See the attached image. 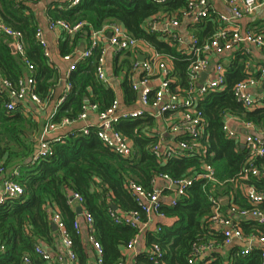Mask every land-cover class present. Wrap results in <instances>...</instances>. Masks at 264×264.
Wrapping results in <instances>:
<instances>
[{
	"label": "trees",
	"instance_id": "16d2710c",
	"mask_svg": "<svg viewBox=\"0 0 264 264\" xmlns=\"http://www.w3.org/2000/svg\"><path fill=\"white\" fill-rule=\"evenodd\" d=\"M38 1L0 0V19L5 25L22 33L26 56L33 64L31 74L35 81V91L42 101H49L58 76L35 39L39 24L34 4ZM187 1L79 0L73 6H66V2L64 7H49L47 15L70 24L83 23L72 37L65 36L62 40L59 47L61 54L74 51L79 39L89 37L92 30L119 22L139 43L155 49L174 77L171 87L178 86L183 90L190 85L187 69L193 57L161 31L150 30L148 23L159 12L175 13L180 17ZM194 27L199 43H202L217 30L218 23L211 16ZM9 41L0 32V76L16 84L28 71L19 55L12 52ZM138 52L140 50L136 46L134 50L125 52L118 64L117 60L114 63V73L124 74L121 89L125 104H131L137 98L138 92L131 86L130 69ZM99 54V49H93L90 57L80 60L76 68L69 72L70 90L58 105L53 122L58 123L63 117H76L85 102L97 104L101 111L115 99L114 90L97 78L96 61ZM146 57L151 58L152 55ZM249 60L248 53L242 50L233 52L228 62L223 64L225 87L209 91L198 100V107L202 109L207 123L201 138V143L205 145L204 155L198 152L165 161L157 160L149 148L155 143V138L147 137L145 132L152 121L139 117L117 125L118 130L133 140L135 154L130 157L120 156L109 149L92 129L88 134L67 133L61 142L55 143L52 155L35 164L27 163L26 159L35 151L36 142L32 137L38 130L39 123L30 113L28 116L24 115L18 105L13 111L5 112L4 104L8 101V96L0 93V166L6 169L4 176H10L9 169L20 165L19 175L12 178L23 188L19 198L0 203V243L5 248L0 252V264H21L25 254L31 256L34 264H47L34 253V246L39 239L51 242L54 238L47 211V207L52 205H56L63 214L80 263L86 260V243L73 228L74 213L66 202L69 191L83 196L85 209L93 218V233L103 251L102 264H114L121 260L118 258L119 247L126 245L136 233V229L131 226L114 223L109 211L112 205L123 210L139 209L131 193L130 182L151 191L153 181L161 178V175L181 179L193 176L201 170L203 163H209L215 169L217 182L202 178L194 180L175 205L165 204L161 207L165 217L171 222L162 223L159 231L146 234L149 244L157 243L163 250L160 264H200L199 259L194 263L189 262L193 245L209 239L221 243L224 239L222 232L213 231L207 222L211 212L208 195L211 193L222 197L232 193V200L240 207H250L241 195L240 188L229 181L239 178L247 151L235 139L227 138L222 131L225 113L236 115L256 126L264 125V106L248 109L237 102L233 95L234 84L248 76L246 70ZM28 129L34 133H29ZM188 138L186 134H179L177 140ZM258 162L264 164V156ZM245 182L264 187V179L249 177ZM238 222L246 234L264 233V224L253 219L244 218ZM211 258L212 261L208 264L261 262L259 248L254 247L249 253L242 254L240 245L228 248L226 255L213 252ZM145 260L146 264H154L148 257Z\"/></svg>",
	"mask_w": 264,
	"mask_h": 264
},
{
	"label": "built area",
	"instance_id": "2783aa9c",
	"mask_svg": "<svg viewBox=\"0 0 264 264\" xmlns=\"http://www.w3.org/2000/svg\"><path fill=\"white\" fill-rule=\"evenodd\" d=\"M153 1L165 2L168 0ZM226 1L229 9L228 14L217 13L214 15V10L207 0H188L185 8L181 10L180 17L175 13L159 12L154 14L148 23L150 30L161 31V33L175 40L180 46L184 42L183 37L178 32L182 18H189L194 25L212 15L217 21V30L207 41L199 43L195 33L189 34L186 38L189 54L193 57L187 69L189 88L181 90L178 86L171 87L174 77L170 75L167 63L161 60L160 55L155 52L151 58H145L143 61L136 58L132 62L130 69L131 86L133 90L139 92V102L142 107L134 109L122 108L119 100L115 98L106 109L100 111L97 104L85 102L76 117H63L58 123H55L52 121L53 115L58 105L62 102L64 95L70 90L69 72L76 68L80 60L90 57L93 49H99L100 54L96 61V75L104 84L110 85L109 78L105 72V53L107 50L112 49L115 54H118L121 51L134 50L138 44V40L132 37L119 22H113L101 29L92 30L88 45L83 51L63 55V59L70 61L68 74L66 75L67 89L55 104L47 122L43 124L37 139V149L30 156L29 163L35 164L43 158L52 155L55 143L61 142L67 133L88 134L92 129L109 149L120 156L130 157L133 154L131 143L117 129L116 125L122 120L143 117L147 114L145 108L155 110L154 116L168 113L172 121L169 130L174 133L186 134L189 137L188 139H178L174 145H164L162 132L156 131L150 134V136L156 137V142L151 146V152L157 160L165 161L172 157L188 156L198 152L204 155L205 145L201 143V138H203L207 123L202 109L198 107V100L209 91L225 87V67L221 62L215 63L212 78L200 82L201 73L209 66V55L214 53L217 56H221L236 47H240L242 44L264 48V33L256 32L252 29L241 30L237 22L244 15L250 14L257 7L264 5V0ZM78 2L79 0H68L67 6H73ZM82 25V22L70 24L63 19L54 17H49L48 19L49 29H62L68 34H75L81 29ZM107 31L111 33L110 36H107ZM0 32L10 39V46L15 50V53L19 54L26 71H28L27 75L20 77L16 84L0 76V93H5L8 96V101L4 104L5 112L13 111L25 98L42 108L43 101L35 91V81L31 74L33 64L25 54L22 33L5 25L1 19ZM35 39L42 47L44 55L48 58L47 43L39 28L35 32ZM244 51L246 52L245 49ZM263 77L264 68L259 70L257 77L249 76L237 81L233 86V95L236 101L248 109L253 108L260 102L264 103V90H261L262 92L255 97L251 93V88L260 84ZM90 110L97 112V122L93 126L85 122ZM232 117L233 115L230 113L223 115L222 131L227 138L237 140L236 131L229 125ZM80 121L84 122L80 127H72L66 133L52 134L58 128H68ZM243 126L247 132L243 136L242 144L247 151V156L239 173V178L229 181L239 185L242 195L248 201L250 207H240L236 202L231 201L226 208H223L221 199L210 193L208 199L211 212L207 217V222L212 229H221L224 236L222 245L232 242L233 239H239L247 243V246L242 249L243 254L249 253L254 247L259 248L260 264H264V233L252 232L246 234L238 222L240 219L250 218L259 224H264V187L260 188L245 182L249 177L264 179V164L258 162V159L264 156V125L256 126L252 122L245 121ZM5 173V167L0 166V174L2 175L0 178V203L7 199L19 198L23 193L22 186L13 178L4 176ZM10 174L12 177L19 175L18 167H15ZM161 178L166 180L169 189H173L168 201L163 202L159 189L153 188L151 191H147L141 185L130 182L131 193L139 209L121 211L111 208L109 210L113 222L125 224L136 229L135 235L126 244L127 249H132L135 246L138 242L140 231L146 227L151 217L155 216L165 219V214L161 207L165 204L175 205L194 180L202 178L206 181L217 182L215 169L209 163H203L201 170L193 176L172 179L167 175H161ZM237 179H242V181ZM66 202L68 205L81 206V212L77 213L73 221V228L77 234H81L80 218L84 220L88 234L87 239L96 253V263H102V246L94 236L93 218L83 207V196L80 193L70 191L66 194ZM50 220L56 226L64 255L70 262H74L76 253L73 249V241L61 213L57 210L52 211ZM160 229L158 225L156 230L159 231ZM213 245L214 240L212 239L199 244L195 243L189 262L193 263L202 251L213 248ZM4 249V245L0 243V252L4 251ZM34 253L43 260L50 261L49 252L45 251L38 243L34 246ZM162 255L163 250L159 244L153 243L147 257L154 264H160ZM58 257L61 260L63 259V256ZM21 264H34V262L29 254H25L22 257ZM114 264H124V262L119 260Z\"/></svg>",
	"mask_w": 264,
	"mask_h": 264
},
{
	"label": "crops",
	"instance_id": "0c3cea01",
	"mask_svg": "<svg viewBox=\"0 0 264 264\" xmlns=\"http://www.w3.org/2000/svg\"><path fill=\"white\" fill-rule=\"evenodd\" d=\"M207 1L210 4V6L212 7V9L214 10V15L217 13L228 14L229 9H228V4H227L226 0H207ZM66 2L68 5V0H39L36 4H34L35 11L37 12L36 14H37V19H38V24H39L38 28L41 29V31L43 33V37L47 43V48L49 51L48 59H49L50 65L54 67V69L57 72V76H58V78L54 81L55 84L51 90V99H49V101L44 100L42 108L40 106H37L36 104L32 103L28 98H25L20 103V105H18L20 108V111L24 115L28 116L30 113L31 114L30 116L37 123H39L38 130L35 132L34 137H32V139L34 138V140L36 142L35 151L37 149V139H38V136L41 132L43 124L45 122H47L50 114L54 110L55 104L57 103L59 98L65 93V91L67 89L66 75L68 74V67L70 65V61L63 59L64 54L60 53L59 47H60L62 40L65 38V36L72 37L74 34H68L67 32H65L62 29H54V30L49 29V27H48L49 16L47 15V9L49 7H51V8L64 7L66 5L65 4ZM237 22H238L241 30L252 29L256 32L260 31L261 33H264V5L257 7L252 13L244 15ZM195 25L193 23H191L189 18L184 17L181 19L180 26L178 28L179 34L184 39V42L181 43L179 47L181 49H184V51L187 54H189V47H188V43H187L186 38L188 37L189 34L194 33V30H195L194 26ZM107 36H108V33H107ZM89 38H90V36L89 37L88 36L81 37L78 41V46L76 47V49L70 53H73L76 51H81L80 47L85 48L88 45ZM137 46H138V49L140 50V52L135 54V59L140 54L143 55L144 59H145V58H147L146 56L152 55L155 53V49L152 48L151 46H147L146 44H141L138 42ZM10 48H12V47L10 46ZM244 49L246 50V52L244 51ZM24 50H25V44H24ZM238 50H242L245 53H248L250 55V60L247 63V70H246L248 73L247 77H249V76L257 77L259 75V70L264 68V48H258V47H255L253 45L242 44V45H240V47H236L232 51L225 53L224 55H221V56H217L214 53L210 54L209 55V66L204 71L205 74L203 76L201 75L200 82H204L206 79L213 77V74H214L213 73L214 72L213 67H214L216 62H221L222 64L227 63L229 60V57L232 55V53L235 51H238ZM127 51L128 50L121 51L120 53L115 54L112 51V49H108L107 52L105 53V72H106L107 77L109 78V82H110L109 86L116 93L115 98L119 100L121 107L127 108V109H134V108L142 107V105L139 102V92L137 94L136 100L133 101L131 104L123 103L121 82H122V79L124 77V74H123V72L119 73V74L114 73L115 60H117L116 63L118 64V62L125 56V52H127ZM12 52L15 53V50ZM261 83L262 82H260V84H258L257 86H253L251 88V93L254 97L262 92L261 91ZM263 106H264V103L260 102L251 109H254L257 107H263ZM145 110H146L147 114L144 115L143 117H140V118H149L152 121V125L147 126L145 135L147 137H152V136H150V134H153L156 131H160L163 133V136H162L163 144L164 145H168V144L174 145L177 141L179 133H174V132H171L169 130L170 125L172 123L169 114L166 113L164 115L154 116L153 113L155 112V110H153L151 108H145ZM131 120H133V119H131ZM124 121L125 120L120 121L117 125H119L120 123H122ZM85 122H86V124H89L92 126L95 125L97 122V112L94 110H90L88 112V115H87ZM243 122H245V121L241 120L236 115H233V117L229 121V125L237 133L238 138L236 141L241 145V147H243V144H242L243 136L247 132L244 129ZM83 124H84V122L80 121L77 124H75L74 126H71L68 128L67 127L66 128H58V129L54 130L52 132V134L55 135V134H59V133H61V134L66 133L69 131L70 128H72V127L77 128V127L82 126ZM117 125H116V127H117ZM125 137H127V136H125ZM127 138L130 141L131 146H132V151H133L132 155H134L135 154V146L133 144V140L129 137H127ZM153 138H155V142H156V137H153ZM151 146L149 147L150 150H151ZM29 159H30V157H28L25 162L28 163ZM162 161H164V160H162ZM19 166L20 165H16L13 168L9 169V171H8V173L10 175L9 177L12 178V175L10 173L12 172V170L15 167H18V169L20 170ZM234 185L239 187V185H236L235 183H234ZM153 188L159 189L161 191V199L163 200V202L168 201V199L170 198V196L173 193V191H172L173 189H169L167 187L166 180H164L160 177L153 181ZM241 195H242V192H241ZM219 198L221 199L222 207L226 208L228 206L229 202L233 201L232 200L233 194L231 193L230 195H225V196H222ZM224 204L225 205L227 204V205L225 206ZM69 207L71 208V210H73L74 219H75L76 215H77L76 209H77V207H81V206L69 205ZM83 207L85 208L84 204H83ZM116 209H118V208L116 207ZM54 210H57L61 213V211L59 210V208L56 205H52V206L47 207L49 220H50V213ZM119 210L124 211L123 209H119ZM61 215L63 217L62 213H61ZM50 222H51V220H50ZM170 222H171V220L168 219L167 217H165V219H161V218H158L155 216L151 217L150 221L147 223L146 227L142 231H140L138 242L135 244V246L132 249H127L126 245H122L119 247V257L118 258L119 259L121 258V260H123L124 264H146L145 259L147 257V254L149 252L151 245L153 244V243L149 244L147 242V235H146L147 232L155 233V232H157L156 227L158 225H161L162 223H170ZM52 225H54V224L51 222V228H52ZM80 226H81V234L80 235L86 243V250H85L86 256H87L86 260L83 263H80V260L76 254V260L74 262H70L68 260V258L64 255L63 246L61 244L57 230L56 229L54 230L52 228V231L54 232V234H53L54 238L51 242H48V241L42 240V239H39V241L37 242L39 245H41V247L45 251L49 252V254H50V261L45 260L47 262V264H98V263H96V253H95L91 243L87 239L88 234H87L85 222L81 218H80ZM213 231L221 232V229L217 228V229H213ZM234 245H240L241 246V253H242V249L245 246H247V243L242 242L239 239H233L232 242L222 245V242L218 243L214 240L213 248L202 251V253L196 258V260L199 259L201 261V262H199L200 264H208L212 261L211 254L213 252H220V253L226 255L227 249L231 248ZM58 256H63V259L62 260L59 259ZM102 263H103V261H102ZM102 263H100V264H102ZM162 264H166V263L162 262Z\"/></svg>",
	"mask_w": 264,
	"mask_h": 264
},
{
	"label": "water",
	"instance_id": "95a60500",
	"mask_svg": "<svg viewBox=\"0 0 264 264\" xmlns=\"http://www.w3.org/2000/svg\"><path fill=\"white\" fill-rule=\"evenodd\" d=\"M110 34L111 33L108 32V36H110ZM11 50L14 51L13 48H11ZM80 50L83 51L84 50V47H80ZM137 59L140 60V61H143L144 60V56L140 54V55L137 56ZM204 74L205 73L203 72L201 75L203 76ZM261 90H264V77H263L262 83H261ZM85 99H87V97H85ZM112 208L113 209H116V206L115 205H112ZM76 212L77 213H80L81 212V207H77ZM52 228L55 230L56 229L55 225H52Z\"/></svg>",
	"mask_w": 264,
	"mask_h": 264
},
{
	"label": "rangeland",
	"instance_id": "374dc122",
	"mask_svg": "<svg viewBox=\"0 0 264 264\" xmlns=\"http://www.w3.org/2000/svg\"><path fill=\"white\" fill-rule=\"evenodd\" d=\"M37 130V129H36ZM29 133L33 134L34 132H32V130L28 129ZM36 132V131H35Z\"/></svg>",
	"mask_w": 264,
	"mask_h": 264
}]
</instances>
